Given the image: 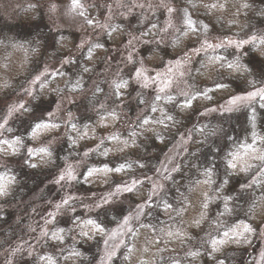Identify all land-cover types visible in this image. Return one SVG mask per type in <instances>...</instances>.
Wrapping results in <instances>:
<instances>
[{
    "label": "clouds",
    "instance_id": "9594fccd",
    "mask_svg": "<svg viewBox=\"0 0 264 264\" xmlns=\"http://www.w3.org/2000/svg\"><path fill=\"white\" fill-rule=\"evenodd\" d=\"M0 264H264V0H0Z\"/></svg>",
    "mask_w": 264,
    "mask_h": 264
}]
</instances>
